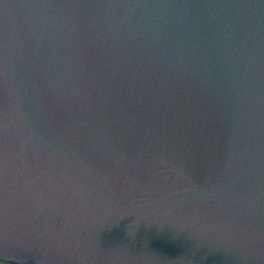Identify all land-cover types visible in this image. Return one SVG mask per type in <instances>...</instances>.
I'll list each match as a JSON object with an SVG mask.
<instances>
[{"label":"water","instance_id":"obj_1","mask_svg":"<svg viewBox=\"0 0 264 264\" xmlns=\"http://www.w3.org/2000/svg\"><path fill=\"white\" fill-rule=\"evenodd\" d=\"M0 260L264 264V0H0Z\"/></svg>","mask_w":264,"mask_h":264},{"label":"trees","instance_id":"obj_2","mask_svg":"<svg viewBox=\"0 0 264 264\" xmlns=\"http://www.w3.org/2000/svg\"><path fill=\"white\" fill-rule=\"evenodd\" d=\"M0 263H6V264H15V263H11V262H6V261H2V260H0ZM28 264H30V263H28Z\"/></svg>","mask_w":264,"mask_h":264},{"label":"rangeland","instance_id":"obj_3","mask_svg":"<svg viewBox=\"0 0 264 264\" xmlns=\"http://www.w3.org/2000/svg\"><path fill=\"white\" fill-rule=\"evenodd\" d=\"M0 264H4V263H0ZM6 264V263H5Z\"/></svg>","mask_w":264,"mask_h":264}]
</instances>
